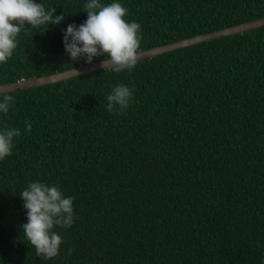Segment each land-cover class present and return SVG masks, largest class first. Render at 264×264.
I'll return each instance as SVG.
<instances>
[{
  "label": "trees",
  "instance_id": "obj_1",
  "mask_svg": "<svg viewBox=\"0 0 264 264\" xmlns=\"http://www.w3.org/2000/svg\"><path fill=\"white\" fill-rule=\"evenodd\" d=\"M36 2L65 19L26 26L0 84L85 64L70 60L62 29L87 19L89 0ZM99 2L140 24L139 50L264 16V0ZM119 84L133 97L109 112ZM3 94L15 103L0 131L20 135L0 160V264H264V25L138 59L132 71ZM36 181L74 198V223L54 227L63 243L49 260L21 227L19 194Z\"/></svg>",
  "mask_w": 264,
  "mask_h": 264
},
{
  "label": "clouds",
  "instance_id": "obj_2",
  "mask_svg": "<svg viewBox=\"0 0 264 264\" xmlns=\"http://www.w3.org/2000/svg\"><path fill=\"white\" fill-rule=\"evenodd\" d=\"M87 19L80 25L70 23L62 29L65 52L73 62L84 60L91 64L94 58L105 56L101 67L119 73L132 71L138 62L140 48L139 23L126 22L127 9L118 2L103 5L99 0H89L83 5ZM56 8L46 10L36 0H0V64L6 63L17 47L16 38L26 26L59 25L63 14L54 15ZM46 28V29H47ZM76 72L75 69H73ZM76 75H79L76 72ZM3 95L0 113L7 114L15 98ZM133 97V90L125 84L115 86L107 95V110L123 113ZM26 130L31 124L25 122ZM20 135L18 128L0 131V160L12 154L13 138ZM24 201L27 222L22 224L23 235L35 248L38 257L49 260L59 253L62 237L53 231L55 226L71 227L74 223L73 200L64 196L56 185L30 182L19 194ZM72 249H69V254Z\"/></svg>",
  "mask_w": 264,
  "mask_h": 264
},
{
  "label": "water",
  "instance_id": "obj_3",
  "mask_svg": "<svg viewBox=\"0 0 264 264\" xmlns=\"http://www.w3.org/2000/svg\"><path fill=\"white\" fill-rule=\"evenodd\" d=\"M262 25H264V16L251 19L249 21L237 23L234 25H230L228 27L220 28L214 31H209L206 33L186 37L183 39L175 40V41L165 43L162 45H158V46H154L151 48L138 50V59L152 57V56H155L163 52L171 51L177 48L185 47L188 45H193L196 43H200L202 41L215 39V38L226 36L229 34L243 32L245 30L256 28ZM102 60L94 61L91 64H86V63L79 64L75 67L64 69L61 71H55L50 74H45L41 76H32L28 78H21L13 82L3 83V84H0V93H7V92L16 91V90L37 87V86H41V85H45V84H49V83H53L56 81H60V80H64L67 78L77 76L76 72L78 74H82L87 71L100 69L102 68L101 67ZM73 69H75L76 72H74Z\"/></svg>",
  "mask_w": 264,
  "mask_h": 264
}]
</instances>
